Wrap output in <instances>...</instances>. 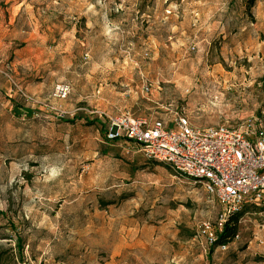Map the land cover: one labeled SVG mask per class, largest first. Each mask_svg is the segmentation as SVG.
Returning <instances> with one entry per match:
<instances>
[{
	"label": "rangeland",
	"instance_id": "1",
	"mask_svg": "<svg viewBox=\"0 0 264 264\" xmlns=\"http://www.w3.org/2000/svg\"><path fill=\"white\" fill-rule=\"evenodd\" d=\"M0 60V264H264V207L211 246L224 207L106 130H264V0H0Z\"/></svg>",
	"mask_w": 264,
	"mask_h": 264
},
{
	"label": "built area",
	"instance_id": "2",
	"mask_svg": "<svg viewBox=\"0 0 264 264\" xmlns=\"http://www.w3.org/2000/svg\"><path fill=\"white\" fill-rule=\"evenodd\" d=\"M0 77L15 83L1 60ZM143 91L149 93L150 88L144 87ZM69 92L68 86L58 87L62 97ZM106 130L108 140L125 142L147 160L170 167L202 186L210 198L224 207L216 232L205 225L211 246L217 244L219 233L231 215L249 207H264L262 128L227 125L198 128L184 112L173 113L169 120H149L127 112L109 118Z\"/></svg>",
	"mask_w": 264,
	"mask_h": 264
},
{
	"label": "trees",
	"instance_id": "3",
	"mask_svg": "<svg viewBox=\"0 0 264 264\" xmlns=\"http://www.w3.org/2000/svg\"><path fill=\"white\" fill-rule=\"evenodd\" d=\"M243 212H240L238 214H233L228 218L226 224L223 227V231L219 233L218 241L216 244L217 246L228 245L234 241V239L237 236L238 221ZM17 241H20V239H17ZM22 251H23V247H22Z\"/></svg>",
	"mask_w": 264,
	"mask_h": 264
}]
</instances>
